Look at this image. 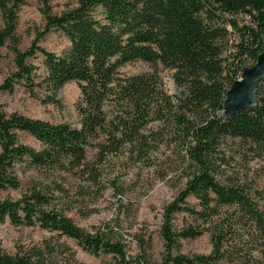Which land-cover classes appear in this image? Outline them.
<instances>
[{"label":"trees","instance_id":"obj_1","mask_svg":"<svg viewBox=\"0 0 264 264\" xmlns=\"http://www.w3.org/2000/svg\"><path fill=\"white\" fill-rule=\"evenodd\" d=\"M19 2L0 0L4 20L0 58L9 41L14 56L13 75L0 89L12 90L21 83L54 94L75 82L81 90V128L8 115L0 106V193L21 188L17 169L25 163L49 173H77L90 149H97L104 161L126 147L142 162L169 137L185 153L189 173L186 188L164 209L165 254L159 264H211L223 257L226 235L224 226L218 225L210 230V256L188 258L176 252L180 240H194L205 232L194 227L177 232L173 220L180 213L208 223L223 208L235 209L242 215L240 221L252 225L264 243V210L252 197V188L221 170V146L226 140L240 143L264 164V79L256 108L231 119L223 114L227 92L242 76V62L253 67L263 51L264 0H78L75 8L61 14L47 8L43 35L57 31L70 42L61 56L37 43L25 52L18 48ZM239 16L248 19L242 26ZM232 34L238 36V44L233 62L226 66L223 55ZM37 53L45 69L39 83L36 68L28 64ZM135 61L148 63L155 71L120 78L119 69ZM159 67L173 72L179 97L160 89ZM108 102L114 107L111 114L105 111ZM151 123L164 124L165 130L146 134ZM19 132L32 136L41 149L21 144ZM55 191L61 187H36L18 200H0V223L39 226L73 240L93 256H112L116 264H153L144 248L129 261L126 246L112 228L91 233L76 225L60 207ZM191 197L200 210L189 206ZM52 252H0V264H55Z\"/></svg>","mask_w":264,"mask_h":264},{"label":"rangeland","instance_id":"obj_2","mask_svg":"<svg viewBox=\"0 0 264 264\" xmlns=\"http://www.w3.org/2000/svg\"><path fill=\"white\" fill-rule=\"evenodd\" d=\"M15 1V0H12ZM16 41L18 48L25 52L34 43L37 46L61 56L70 47L69 40L57 31L43 35L45 21L43 10L61 14L77 6L78 0H18ZM245 17L239 16L240 25L246 23ZM4 28L3 15L0 11V31ZM238 36L229 37L225 53V65L233 62ZM11 42L1 49L0 88L5 85L14 72V56ZM44 59L37 53L28 59V64L35 67L39 83L45 76ZM244 68L250 63L242 62ZM154 68L145 62L135 61L119 69V77L151 74ZM160 89L172 98L181 92L173 79V72L159 67ZM81 90L77 83L71 82L56 90L53 94L40 86L26 87L15 84L12 90L0 89V106L10 114H19L29 119L41 120L51 124H68L72 128H81L79 105ZM114 107L108 102L105 111L111 114ZM163 131L165 125L151 123L150 131ZM20 143L33 149H41V144L27 133L19 132ZM166 137L149 158L138 161L126 147L117 155L103 157L97 149H90L85 166L77 173H49L36 170L28 164H22L17 174L22 182L19 190H6L0 193V200H18L23 193L36 187H61L55 191L60 207L73 222L94 233L108 226L117 238L126 246L127 259L135 260L146 251L153 264L161 263L165 246L161 236L165 207L186 188L189 162L185 153L173 145ZM224 158L221 170L225 176L252 188V197L264 210V164L250 156L241 144L226 140L221 146ZM190 207L200 210L198 201L191 197ZM242 215L235 209L223 208L212 222L205 223L186 213L177 214L173 220L178 232L194 227L204 229V234L194 240H180L177 253L188 258L210 256L213 253L211 228L224 226L226 240L223 257L211 264H264V243L259 234L249 223L240 221ZM142 246V247H141ZM32 249L53 252L55 264H116L112 256H93L83 251L73 240L51 233L39 226H14L9 221L0 223V252L15 255Z\"/></svg>","mask_w":264,"mask_h":264},{"label":"water","instance_id":"obj_3","mask_svg":"<svg viewBox=\"0 0 264 264\" xmlns=\"http://www.w3.org/2000/svg\"><path fill=\"white\" fill-rule=\"evenodd\" d=\"M264 79V45L253 67L244 68L242 76L227 92L223 114L227 119L258 106V89Z\"/></svg>","mask_w":264,"mask_h":264},{"label":"built area","instance_id":"obj_4","mask_svg":"<svg viewBox=\"0 0 264 264\" xmlns=\"http://www.w3.org/2000/svg\"><path fill=\"white\" fill-rule=\"evenodd\" d=\"M239 79H240V78H239ZM239 79H238V80H239Z\"/></svg>","mask_w":264,"mask_h":264}]
</instances>
